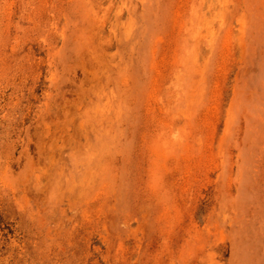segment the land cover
I'll return each instance as SVG.
<instances>
[{"label":"rangeland","instance_id":"1","mask_svg":"<svg viewBox=\"0 0 264 264\" xmlns=\"http://www.w3.org/2000/svg\"><path fill=\"white\" fill-rule=\"evenodd\" d=\"M0 264H264V0H0Z\"/></svg>","mask_w":264,"mask_h":264}]
</instances>
